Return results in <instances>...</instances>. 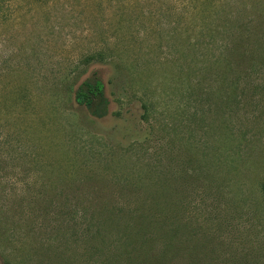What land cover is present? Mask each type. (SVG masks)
Instances as JSON below:
<instances>
[{
  "label": "rangeland",
  "instance_id": "1",
  "mask_svg": "<svg viewBox=\"0 0 264 264\" xmlns=\"http://www.w3.org/2000/svg\"><path fill=\"white\" fill-rule=\"evenodd\" d=\"M262 20L264 0H0V264H135L133 232L91 210L157 198L195 261L264 264V66L213 72L218 25Z\"/></svg>",
  "mask_w": 264,
  "mask_h": 264
},
{
  "label": "trees",
  "instance_id": "2",
  "mask_svg": "<svg viewBox=\"0 0 264 264\" xmlns=\"http://www.w3.org/2000/svg\"><path fill=\"white\" fill-rule=\"evenodd\" d=\"M259 16L263 15L259 14ZM259 24L264 26L262 25L264 21L262 20ZM220 28L224 32L225 30L229 32V39L222 52L216 55L214 61L217 64L213 63L215 66L213 72H216L219 80L225 82L227 78L226 75L219 77L218 73L220 71L236 72L243 67L251 69L259 67V65L264 66V31H262V33L260 32V36L251 39L250 36L252 32L243 31L244 29H242V33L238 34V31V33L232 36L233 29L236 30L240 27L230 21L227 24L218 25V29ZM75 97L77 101L89 107L92 114L95 116L101 117L106 113V107L104 105V85L100 80L83 81L75 91ZM100 97L102 100L100 107L93 109V99ZM157 188L158 187H154V190H162ZM261 189L264 192V180L261 184ZM142 205L147 209L141 207L135 209L119 207L120 209H118V212L120 215L114 219L112 217L113 206L109 205L107 210L105 204L96 203L91 211L100 208L101 215L105 211L106 216L100 221L98 219V217H100L98 212L99 216L97 219L95 218L96 220L88 223L87 227H125V230L133 232V235L126 236V239L128 242L137 243V245H131L132 247L139 248L137 254L131 255V260H133L135 264H200V262L195 261L194 255L199 252L203 254V249L199 251L196 245L192 247L187 246L186 241L190 240L188 235L191 231H187V240L184 239L181 234L182 229L178 227L177 218H170L169 221H167L168 218L163 209V199H148L145 203H141L140 206ZM74 214L76 215V212ZM191 236H198L197 241L202 238L201 235L196 232L191 233ZM156 242L161 244L163 251L159 256L154 257L155 253L150 254L149 252L151 251V246H154ZM182 242L186 243L182 244ZM213 251H217V249L215 247H210L209 253ZM226 252L227 250L224 249L221 254L218 253L219 258H217V260L220 261L209 264H262L254 258L257 254L251 250L247 251V249H245L240 253V249H238L233 256L230 255L229 258L224 260L220 259ZM262 253L264 254V252Z\"/></svg>",
  "mask_w": 264,
  "mask_h": 264
}]
</instances>
